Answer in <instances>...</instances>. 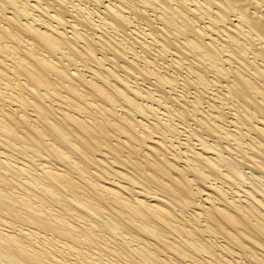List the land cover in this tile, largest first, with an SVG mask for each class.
Returning <instances> with one entry per match:
<instances>
[{
	"label": "bare ground",
	"instance_id": "6f19581e",
	"mask_svg": "<svg viewBox=\"0 0 264 264\" xmlns=\"http://www.w3.org/2000/svg\"><path fill=\"white\" fill-rule=\"evenodd\" d=\"M0 264H264V0H0Z\"/></svg>",
	"mask_w": 264,
	"mask_h": 264
}]
</instances>
